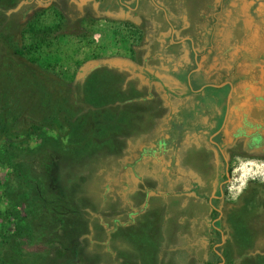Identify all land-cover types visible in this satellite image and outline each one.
Returning <instances> with one entry per match:
<instances>
[{"label": "rangeland", "instance_id": "1", "mask_svg": "<svg viewBox=\"0 0 264 264\" xmlns=\"http://www.w3.org/2000/svg\"><path fill=\"white\" fill-rule=\"evenodd\" d=\"M252 42L264 0H0V264H264Z\"/></svg>", "mask_w": 264, "mask_h": 264}, {"label": "flooded vegetation", "instance_id": "2", "mask_svg": "<svg viewBox=\"0 0 264 264\" xmlns=\"http://www.w3.org/2000/svg\"><path fill=\"white\" fill-rule=\"evenodd\" d=\"M251 41H249L250 43ZM264 53V44L261 45L260 44H256V42H252V44H249L248 45V56H246V95L248 96L246 98V104L247 102L250 101V98L254 96V98L256 99L257 96H255L256 94L255 93H259L260 89H261V85H260V82H262V79H263V73H261L259 70H260V67H263L262 63L259 61L256 60H253L252 59V55H261ZM257 58V57H256ZM258 66V67H257ZM222 85H228V93H227V96H226V104H225V113H224V117H223V121L220 125L219 128H217V130L213 133V135H218V137L216 138V140H212L210 139V141L215 145L216 147V150L221 154V157L223 159V162L225 164V172L223 174L224 176V179L222 182H225L227 180L230 179V171L231 169L229 168V164H230V161L228 160V158H226L223 154V151H222V148H221V139H220V132L221 130L223 129L224 127V124H225V121L227 119V116H228V112H229V102H230V99H231V93L233 91V86H232V83L229 82V81H224V82H221L220 84H218L216 87H222ZM264 91V89H263ZM264 130V124L261 126ZM222 194V183H220L219 185V195L216 196V195H213V198L216 200L217 198H219ZM209 204L211 206L212 209H215L217 211V214L220 215V211L219 209H217L216 207H214L211 203V199H209ZM218 217V216H217ZM214 218L213 220L215 221L216 219L218 218ZM218 229V228H216ZM220 262H215L213 264H219Z\"/></svg>", "mask_w": 264, "mask_h": 264}, {"label": "trees", "instance_id": "3", "mask_svg": "<svg viewBox=\"0 0 264 264\" xmlns=\"http://www.w3.org/2000/svg\"><path fill=\"white\" fill-rule=\"evenodd\" d=\"M59 16V15H57ZM60 20L61 16L58 17ZM62 24H60L59 22H55L54 24V28L53 29H46L45 26L42 29V27L40 28L39 25L37 23H28L27 26L24 29L25 32V37H27V39H29L30 41L27 42V46L25 48V50H21L18 51V53H35L37 51V49L41 46V45H48L52 42L48 41L50 38L49 36L54 33V32H58V34L56 35H63V32L61 31V26ZM131 27V26H130ZM54 35V36H56ZM53 36V37H54ZM139 37V35H138ZM32 59L33 62H37L40 67H42L41 65V60L35 58V57H30V60ZM44 68H49V63H45ZM6 155V162L10 163L11 160L8 158V154ZM10 155V154H9ZM20 172L22 171L21 168H19ZM212 211L216 212L215 209H212ZM206 264H213L212 262H206Z\"/></svg>", "mask_w": 264, "mask_h": 264}]
</instances>
